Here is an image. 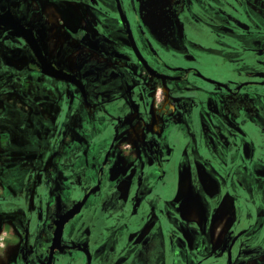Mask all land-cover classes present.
<instances>
[{
  "label": "flooded vegetation",
  "instance_id": "af4514ba",
  "mask_svg": "<svg viewBox=\"0 0 264 264\" xmlns=\"http://www.w3.org/2000/svg\"><path fill=\"white\" fill-rule=\"evenodd\" d=\"M1 234L0 264H264V0H0Z\"/></svg>",
  "mask_w": 264,
  "mask_h": 264
},
{
  "label": "rangeland",
  "instance_id": "374dc122",
  "mask_svg": "<svg viewBox=\"0 0 264 264\" xmlns=\"http://www.w3.org/2000/svg\"><path fill=\"white\" fill-rule=\"evenodd\" d=\"M158 96H159V94H158ZM3 236H4L3 234L0 235V243L2 242V237Z\"/></svg>",
  "mask_w": 264,
  "mask_h": 264
}]
</instances>
